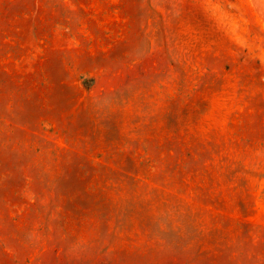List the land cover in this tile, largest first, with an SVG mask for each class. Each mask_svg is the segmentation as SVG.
I'll return each mask as SVG.
<instances>
[{
    "label": "rangeland",
    "instance_id": "rangeland-1",
    "mask_svg": "<svg viewBox=\"0 0 264 264\" xmlns=\"http://www.w3.org/2000/svg\"><path fill=\"white\" fill-rule=\"evenodd\" d=\"M0 264H264V0H0Z\"/></svg>",
    "mask_w": 264,
    "mask_h": 264
}]
</instances>
